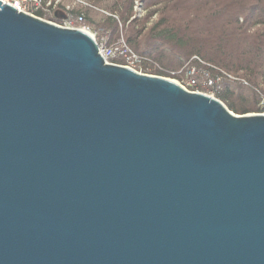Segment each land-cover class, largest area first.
<instances>
[{"label": "water", "instance_id": "1", "mask_svg": "<svg viewBox=\"0 0 264 264\" xmlns=\"http://www.w3.org/2000/svg\"><path fill=\"white\" fill-rule=\"evenodd\" d=\"M0 264H264V113L0 1Z\"/></svg>", "mask_w": 264, "mask_h": 264}, {"label": "trees", "instance_id": "2", "mask_svg": "<svg viewBox=\"0 0 264 264\" xmlns=\"http://www.w3.org/2000/svg\"><path fill=\"white\" fill-rule=\"evenodd\" d=\"M135 1L127 0L118 15L107 17L95 27L101 34L108 33L110 41L124 35L135 51L163 68L155 70L162 75L165 66L161 62L171 55L184 58L187 51L177 45L173 34L156 35L152 29L143 32L137 28L136 17L131 18L135 15ZM146 1L156 3L162 0ZM167 1L159 25L194 35L203 44V56L192 55H199L229 72L253 68L259 75L264 73V0ZM248 89L257 94L254 86L249 85ZM222 93L223 89L218 98L222 96L226 100L227 95Z\"/></svg>", "mask_w": 264, "mask_h": 264}, {"label": "built area", "instance_id": "3", "mask_svg": "<svg viewBox=\"0 0 264 264\" xmlns=\"http://www.w3.org/2000/svg\"><path fill=\"white\" fill-rule=\"evenodd\" d=\"M0 1L13 5L21 12L40 17L60 26L84 30L94 38L98 51L106 63L124 65L146 74L151 70V67L163 70L161 66L153 63L147 56L135 51L124 35L119 36L114 41H110L108 33H104L100 36L97 32H93L91 26L86 23L85 13L83 11H76L73 4H66L64 0ZM72 1L76 4L82 3L88 5L84 0ZM56 13H65L66 18L55 19ZM164 72L170 73V76L176 78L174 81L184 88L191 91L202 92L216 98H218V94L223 89L224 80H240V78L234 76L232 72L206 61L199 55H192L180 69L170 71L165 69ZM242 81L247 83L244 79H242Z\"/></svg>", "mask_w": 264, "mask_h": 264}, {"label": "rangeland", "instance_id": "4", "mask_svg": "<svg viewBox=\"0 0 264 264\" xmlns=\"http://www.w3.org/2000/svg\"><path fill=\"white\" fill-rule=\"evenodd\" d=\"M88 5L82 3H74L72 0H64L66 4H73L76 11H83L87 18V23L93 29V32L99 33L96 29V25L102 23L107 17L118 15V11L124 7L127 0H84ZM138 2V4H137ZM168 6L167 0H162L156 3H149L146 0H136L133 7V15L131 18L136 17L137 28L142 29L143 32L152 29L156 35H170L173 34L174 38L178 42L180 48H184L187 51V56H191L194 53H198L203 56L202 48L203 44L196 39V37L190 33H182L180 29L166 28L163 25H159L161 14ZM117 11V12H116ZM174 57L168 56L165 61L161 62L168 71L180 69L190 57ZM120 62V61H118ZM155 68L151 67L148 72L150 75H158L176 80L175 77L170 76V73L164 72L158 74ZM234 76L240 78V80L226 79L223 83L222 95H227V99L219 98L222 100L228 108L235 114H248V113H264V73L257 74L253 68L239 69L232 71ZM246 80L244 83L242 79ZM252 85L257 90V94L248 89V86Z\"/></svg>", "mask_w": 264, "mask_h": 264}, {"label": "crops", "instance_id": "5", "mask_svg": "<svg viewBox=\"0 0 264 264\" xmlns=\"http://www.w3.org/2000/svg\"><path fill=\"white\" fill-rule=\"evenodd\" d=\"M86 23H87V18H86ZM87 25H89V24L87 23Z\"/></svg>", "mask_w": 264, "mask_h": 264}]
</instances>
